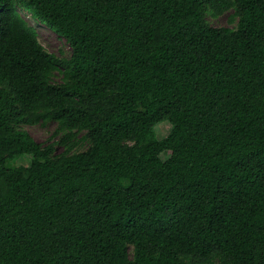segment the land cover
Returning a JSON list of instances; mask_svg holds the SVG:
<instances>
[{
  "label": "trees",
  "instance_id": "1",
  "mask_svg": "<svg viewBox=\"0 0 264 264\" xmlns=\"http://www.w3.org/2000/svg\"><path fill=\"white\" fill-rule=\"evenodd\" d=\"M0 264H264V0H0Z\"/></svg>",
  "mask_w": 264,
  "mask_h": 264
},
{
  "label": "rangeland",
  "instance_id": "2",
  "mask_svg": "<svg viewBox=\"0 0 264 264\" xmlns=\"http://www.w3.org/2000/svg\"><path fill=\"white\" fill-rule=\"evenodd\" d=\"M23 18L27 21L28 25L34 27L37 30L40 43L45 47L47 51L55 54L59 58L69 59L72 56V49L68 43L59 38L54 32L48 29L43 24L37 22L28 13L20 11ZM208 21L213 27H233L229 22V14L219 16L218 18H212L208 16ZM61 75L56 74L55 82H60ZM26 131H28L31 136L42 145L46 146L57 141L60 137L55 138V133L57 125L55 123H49L47 125H37V126H24ZM171 130V125L168 122H164L156 127V135L159 139H163L168 136ZM57 150L61 152L63 148L58 147ZM170 153L162 155L164 160L168 159ZM13 166H27L29 161L20 158L11 163Z\"/></svg>",
  "mask_w": 264,
  "mask_h": 264
}]
</instances>
